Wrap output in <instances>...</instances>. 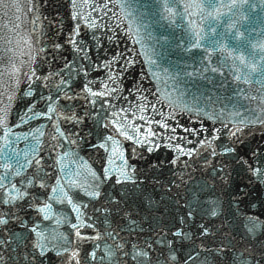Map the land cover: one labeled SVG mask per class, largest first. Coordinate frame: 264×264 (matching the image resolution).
Wrapping results in <instances>:
<instances>
[{"label":"water","instance_id":"water-1","mask_svg":"<svg viewBox=\"0 0 264 264\" xmlns=\"http://www.w3.org/2000/svg\"><path fill=\"white\" fill-rule=\"evenodd\" d=\"M79 2L80 0H77V3ZM89 2L103 5L107 3V0H89ZM192 2L207 3V0H192ZM220 2L221 0H213V3L216 4ZM126 3L128 5L126 11L129 15L123 21L113 16V12L117 16L120 14L119 7L114 8L113 4L108 3V9L111 11L109 16L103 19V24L107 27H101L96 32L97 39L95 40L92 37L95 30L82 24L81 35L87 43L89 55L94 65L89 71L88 78L96 81L97 84L99 81L108 84L109 82L105 80L108 69L103 65L105 60L113 62L117 52L124 53L128 60L135 59V63L130 66L126 65L123 59L112 63L113 68L116 67L117 62L123 65L125 71L122 77L123 84H109V87H120L122 92L119 99L109 97L101 99H112L117 108H125L129 118L128 124L134 123L140 126L141 139H144V133L149 128L156 135L148 137L153 141L151 145L147 143L136 144L134 141L125 140L117 135V139L121 142L123 160L112 155L110 144L107 152L102 148L90 147V144L97 143L95 137H88L89 142L82 141L79 147L70 145L67 141L63 142V151L77 154L69 156L63 163L66 172H79L78 176L73 175L71 177L78 184L85 187L90 184L93 180L90 175L91 171H95L97 175H102L105 166L112 170L110 179L101 185L102 194H106L104 199L93 206L92 203H89V198L85 196L84 203L88 204V207L81 209V211L86 212L88 216H93L96 219V228L103 232L105 213L103 211L95 212L93 207L101 208L102 205H105L131 209L139 221L136 231L139 232L140 240L149 239L154 242L161 236H167V239L171 240L173 237L169 230L182 229L184 233L188 234V238L182 240L180 237H176L174 240L181 264H183L185 254L194 248L200 252V255L197 258L196 252H193L194 260L190 261L189 264H202L205 257H207V264H232L230 259L205 253L200 247L201 245L207 249L228 245L237 254L244 253L249 264H264V176L258 177L248 167V165H252L253 167L264 168V124L256 122L250 111L256 110V103H249L243 97L233 96L232 89L235 88L236 82L227 68L223 69L227 78V83L223 87L214 86V84L222 83L218 79L221 74L219 71L217 73H203L204 76L213 77L214 84H208L199 75L194 78L198 87H192L191 81L187 84L178 81L174 83L168 78L169 74L173 72L172 68L169 67L166 60H161L157 53L163 54L167 50L169 52L168 59L174 61L177 59L176 53L179 50L174 47L171 49L161 48L160 43L157 42L160 35L166 33L158 25L151 23L152 18L147 15V10L144 7L145 4L154 3V0H126ZM193 11L195 10L193 9ZM233 11L237 13L236 18H239V14L243 13L248 16L249 21H252V23L244 21L241 28L242 31L247 28L256 29V31L245 33L249 41L252 44H264V23H262L264 22V0H236V8ZM97 13L103 17V12L97 9V12L93 13L94 18ZM36 15L42 17L45 35L41 37V42L50 53L47 58L51 60V54L57 56L56 62L52 64L53 70L63 66V60L59 58L61 54L69 61L78 59L79 57L74 56L73 52L70 51L72 45L65 43L69 30L75 25L71 19V0H52ZM231 15L232 13L228 12L227 9H222V22L226 23ZM194 18L198 19V14ZM31 19L0 37V73L3 74L0 76V84L2 85L9 84V74L13 64L17 67L23 65L26 71L28 54L31 52L32 55H35L36 50L40 47L34 42L37 32L33 30L34 25ZM188 19L189 17L186 16L185 24H187ZM95 22L101 24L100 19H96ZM130 25L133 32L139 28V34L143 37L145 46L144 51L148 53L151 59L156 60L159 67L147 63L144 55L136 56V53L141 52V46L134 42V38H130L126 34V29ZM40 26V22L35 25L37 28ZM84 31H87L88 35L84 36ZM169 31L175 37L183 34L182 28L172 27ZM149 33H151L152 38L149 37ZM29 35L33 37V40L28 39ZM54 43H61L64 46L53 53L51 46ZM229 44H234V42L229 41ZM200 51L202 50H192L193 53ZM79 55H83V53ZM83 63L85 66L88 64L87 61H83ZM189 64L191 65V61ZM213 66H215V62ZM194 67L203 72L201 65L196 64ZM44 68L47 72L48 66L45 65ZM150 68L151 71L159 73V86L161 88L159 94L167 93L168 100L163 105L156 104L157 111L154 112L148 108L144 112L129 107V102L133 105L141 102V97L136 93L134 85L141 83L142 72L148 73ZM164 68H168V74L163 72ZM187 70L193 71V67L189 66ZM260 79L258 72L253 73L251 83L240 82L239 87L245 93L257 95V90L261 87ZM153 83L155 84L156 81ZM26 84L27 81L21 83L19 85L20 90L15 92L16 98L12 101L9 117V127L12 133L21 137L25 133L29 134L27 140L21 138L18 143L12 145L18 150L25 149L29 144H35L33 135H36L40 141V147H46L48 132L51 129L46 117H37L25 124H19L18 113L24 111V105L27 101L32 100L31 96H24L21 99L23 92L27 91ZM97 84H94L93 87L97 88ZM143 84L148 85V80L144 79ZM76 90H80L79 84ZM35 94L36 89L34 87L33 95ZM230 96L233 97L231 101L227 99ZM124 97H127V101L123 99ZM237 99H239V104L233 108V103ZM63 103L75 105L76 102L64 101ZM169 103L173 106L170 107ZM161 107L163 115L159 111ZM36 110H46L43 101L37 100ZM133 112H135V119H133ZM257 114H259L258 111ZM120 115L123 116L125 113L122 112ZM28 116H31L30 112ZM141 116H144L143 120L140 119ZM149 119L162 121L167 123L169 127L163 128L158 123L149 125L147 123ZM13 122L19 126H13ZM222 125H226V127H222ZM38 127L42 128L45 133L44 136L35 133V129ZM63 127H71V125H63ZM87 131L88 128H85L81 136H84ZM129 132L134 134L135 130L129 128ZM230 133H234V135H230ZM212 137H216V139L212 141L211 147L199 144V141L211 140ZM12 139L15 137L13 136ZM175 145H180L185 152L179 153L175 149ZM150 146L152 151H148ZM222 146L232 150L224 152ZM213 147L217 152L215 156L211 154ZM133 149H135V153ZM188 150H193L191 155L187 154ZM59 151L61 149L58 148L57 152ZM109 156L112 157L111 162H109ZM174 159L176 160L175 164L172 163ZM244 161H247V164ZM58 169L59 165H57V171ZM117 170L127 171L135 178L136 183L123 182L117 184L116 178L119 176ZM59 174L64 175V173ZM62 183L65 190L69 191L70 194L74 190H79L68 187V178L63 179ZM42 191H48L50 194V189ZM194 192L199 198L198 202L193 199ZM80 194L84 195L82 190ZM110 197H115L119 204H107L106 201ZM47 202L53 205L52 218L43 221L42 227L49 230L56 229L57 232L68 235L74 240L75 235L74 231L71 230L70 223L62 221L58 225L55 221L60 219L59 213L62 212L67 221L76 223V213L67 203L61 205L55 200ZM189 203L192 204L193 208L191 217L187 216ZM213 208L217 213L215 216L210 215V210ZM28 212L34 214L32 209H29ZM182 216L185 217V222L179 224V217ZM111 219L118 220L119 218L114 215ZM252 220L256 221L255 225L251 223ZM201 225L209 229L206 236L201 235ZM249 229L252 230L249 231ZM80 230L82 233L95 234L92 228H81ZM131 239L136 240V235L133 234ZM55 242L53 241V243ZM108 242L111 243V240ZM155 246L161 247L160 245ZM84 249L91 250L90 244L81 245V256H83ZM100 254L98 253V255ZM43 264H61V260L54 251H48Z\"/></svg>","mask_w":264,"mask_h":264},{"label":"snow or ice","instance_id":"snow-or-ice-1","mask_svg":"<svg viewBox=\"0 0 264 264\" xmlns=\"http://www.w3.org/2000/svg\"><path fill=\"white\" fill-rule=\"evenodd\" d=\"M39 3L40 0H29L28 11L33 13L31 22L34 25L33 30L37 32L34 42L40 47L36 50L35 55H32L31 52L28 54L26 71L23 65L17 67L13 64L9 74V84H0V169L3 170L0 171V264H43L48 251H54L56 256L60 258L61 264H181L174 240L176 237H180L182 240L186 239L188 234L180 228H176L175 231L169 230L173 237L171 240L167 239V236H161L154 242L149 239L140 240L139 232L136 231L139 221L131 209L102 205L101 208L93 207L95 212L103 211L105 213L104 231L101 232L97 229L96 219L81 211V209L88 207V204L84 203V197H88L89 203H92L93 206L104 199L106 194H102L101 185L110 179L112 170L105 166L102 175H97L95 171H91L90 175L93 180L85 187L71 179L73 175L78 176L79 172H66L63 163L69 156L77 155L63 151L64 141L79 147L82 141L89 142L88 137H95L97 143L90 144V147L102 148L107 152L110 144L112 155L121 160L124 159V155L117 135L125 140L134 141L136 144L147 143L151 145L153 143L148 139V137L156 135L151 128L144 133V139H141L140 126L134 123L128 124L129 118L126 109L117 108L112 99H101L103 97L119 99L122 92L120 87H109V84L122 85V77L125 71L123 65L117 62L116 67L113 68L112 63L123 59L125 64L130 66L135 63V59L128 60L124 53L117 52L113 62L105 60L103 65L108 69V74L105 75L108 84L104 81H99L97 84L96 81L88 78L89 71L94 65L89 55L87 43L81 35L82 24L86 25L87 28L94 29L92 37L94 40L97 39L96 32L101 27H107L103 24V19L108 17L111 11L108 9V3L113 4L114 8L119 7L120 14L117 16L113 12V16L123 21L129 15L126 11L128 7L126 0H107V3L103 5L90 3L89 0H80L79 3L77 0H71V19L75 25L69 30L65 43L72 45L70 51L79 58L69 61L61 54L59 58L63 60V66L55 70H53L52 64L56 62L57 56L51 54V60H49L47 57L50 53L41 42V37L45 33L42 27V17L36 15ZM13 6L17 12L22 10V6L16 0H13ZM0 7H7L5 0H0ZM144 7L147 10V15L152 18L151 23L158 25L166 33L161 34L157 41L161 48L171 49L174 47L179 50L176 53L177 59L174 61L168 59L169 52L167 50L163 54L157 53L160 59L166 60L173 70L168 76L169 79L174 83L178 81L184 84L191 81L192 87H198L197 81L194 79L197 75L207 81L208 84H214V78L204 76L203 73H217L219 71L221 74L218 79L222 83L214 84V86L223 87L227 83L223 69L227 68L236 82L235 88L232 89L233 96L243 97L249 103L255 102L256 110L250 111L256 122L264 124V44H252L246 36V32L256 31L255 28L241 30L243 22L249 21V18L243 13H240L239 18H236L237 13L233 11L236 8V0H221L219 4L213 3V0H207V3H194L192 0H154V3L145 4ZM97 9L103 12V17L98 13L95 18L93 17V13H96ZM222 9H227L228 12L232 13L226 23L221 20ZM197 14L198 19L194 18ZM186 16L189 17L187 24H185ZM96 19H100L101 24H97ZM37 22L41 24L38 28L35 27ZM172 27L182 28L183 34L179 37L173 36L169 31ZM218 29L220 30L218 31ZM126 34L130 38H134V42L141 46V52L136 53V56L144 55L147 63L159 67L156 60L151 59L148 53L144 51L145 46L143 37L139 34V28L133 32L130 25L126 29ZM83 35H88V32L84 31ZM149 37L152 38L151 33H149ZM28 39L31 41L33 37L29 35ZM229 41L234 42V44L230 45ZM63 46L61 43L52 44V52L55 53ZM193 49L202 51L193 53ZM80 53L83 55H79ZM83 61L88 62L87 66ZM189 61H191V65ZM214 62L215 66H213ZM196 64L202 66L203 72L194 67ZM45 65L48 66L47 72H45ZM189 66L193 67V71L187 70ZM163 72L168 74V68H164ZM256 72L261 78V87L257 90V95H250L239 87V83H251L252 74ZM2 75L0 73V76ZM144 79L148 80V85L143 84ZM24 81H27V91L23 92L21 99L24 96H31L32 100L27 101L24 105V111L18 113L19 124H25L37 117H46L51 125L46 147H40V141L36 135L32 137L35 144H29L23 150L12 147L21 138L27 140L29 135L28 133L23 134V137L16 135L11 132L9 127L11 105L16 98L14 94L20 90L19 85ZM153 81L156 83L154 84ZM78 84L80 85L79 91L76 90ZM94 84H97V88L93 87ZM159 84L160 75L158 72L151 71V68L148 73L142 72L141 83L134 85L136 93L141 97V102L136 105L129 102V107L144 112L148 108L154 112L157 111L156 104L163 105L168 100L167 93L159 94L161 93ZM34 87L36 89L35 95H33ZM123 99L127 101V97ZM227 99L231 101L233 97L230 96ZM37 100L44 102L46 110H36ZM64 101H75L76 103L75 105L65 104ZM238 104L239 99L233 103V108H236ZM106 105L108 107H105ZM169 106L172 107L173 105L169 103ZM159 111L163 115L162 107ZM29 112L31 113L30 117L28 116ZM122 112L125 115L121 116ZM210 118L213 117L210 116ZM133 119H135V112H133ZM140 119L143 120L144 116H141ZM147 123L149 125L158 123L163 128L169 127L167 123L162 121L149 119ZM63 125H71V127H63ZM13 126L19 125L13 122ZM222 127H226V125H222ZM85 128H88V131L84 136H81ZM129 128L135 130L134 134H130ZM35 133H39L40 136L45 135L41 127L36 128ZM230 135H234V133H230ZM13 136L15 139H12ZM215 139L216 137H212L211 140H201L199 144L211 147L212 141ZM174 147L181 154L185 152L180 145ZM58 148L61 151L57 152ZM231 150L228 147H223L224 152ZM148 151H152L151 146ZM192 151L188 150L187 154L191 155ZM133 152L135 153V149ZM211 154L217 155L214 147ZM108 159L111 162L112 157L109 156ZM172 163L175 164L176 160L174 159ZM244 163L247 164V161ZM57 165H59L58 171ZM248 167L258 177L264 176V168L253 167L252 165H248ZM117 171H119V176L116 178L117 184L123 182L136 183L135 178L127 171ZM59 173H64V175L61 176ZM65 178L69 180V188L79 190H74L71 194L66 191L62 183ZM48 189H50V194L48 191H42ZM81 190L84 193L83 196L80 194ZM193 199L197 202L199 200L195 192ZM51 200H55L61 205L67 203L76 213V223L67 221L62 212L59 213L60 219L55 221L58 225L62 221L70 223L71 230L74 231L75 235L74 240L68 235L57 232L56 229L49 230L42 227L43 221L52 218L53 205L47 202ZM106 203L118 205L119 201L115 197H110ZM29 209H32L34 214H29ZM188 209L187 216L191 217L193 215L191 203H189ZM20 213H24V216H21ZM216 214L215 208L210 210V215L215 216ZM114 215L119 219H111ZM184 222L185 217H179L178 223L183 224ZM251 223L255 225L256 221L252 220ZM16 226L19 227V232L16 231ZM81 228H92L95 234L82 233ZM201 229V235L206 236L209 229L203 225H201ZM251 230L249 229V231ZM122 233L125 234L122 235ZM133 234L136 235V240L131 239ZM109 240L111 243L108 242ZM53 241L56 242L53 243ZM84 243H89L91 250L84 249L83 256H81V245ZM155 245L161 247L157 248ZM200 247L205 253L230 259L232 264H249L244 253L237 254L228 245H220L214 249L204 248L203 245ZM193 252H196L197 258L199 257L200 252L194 248L185 254L183 264H189L190 261L194 260ZM98 253L101 254L98 255ZM202 264H207V257Z\"/></svg>","mask_w":264,"mask_h":264}]
</instances>
